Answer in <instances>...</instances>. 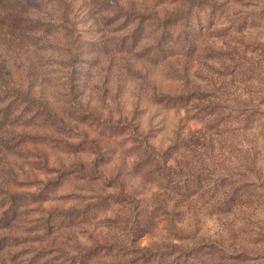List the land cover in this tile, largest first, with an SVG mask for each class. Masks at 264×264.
Listing matches in <instances>:
<instances>
[{
    "label": "rangeland",
    "instance_id": "374dc122",
    "mask_svg": "<svg viewBox=\"0 0 264 264\" xmlns=\"http://www.w3.org/2000/svg\"><path fill=\"white\" fill-rule=\"evenodd\" d=\"M0 264H264V0H0Z\"/></svg>",
    "mask_w": 264,
    "mask_h": 264
},
{
    "label": "trees",
    "instance_id": "16d2710c",
    "mask_svg": "<svg viewBox=\"0 0 264 264\" xmlns=\"http://www.w3.org/2000/svg\"><path fill=\"white\" fill-rule=\"evenodd\" d=\"M189 198V197H188ZM190 199V198H189Z\"/></svg>",
    "mask_w": 264,
    "mask_h": 264
}]
</instances>
